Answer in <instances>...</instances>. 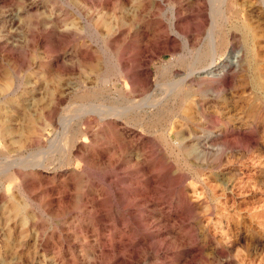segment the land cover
I'll use <instances>...</instances> for the list:
<instances>
[{
  "label": "rangeland",
  "instance_id": "rangeland-1",
  "mask_svg": "<svg viewBox=\"0 0 264 264\" xmlns=\"http://www.w3.org/2000/svg\"><path fill=\"white\" fill-rule=\"evenodd\" d=\"M0 264H264V0H0Z\"/></svg>",
  "mask_w": 264,
  "mask_h": 264
},
{
  "label": "bare ground",
  "instance_id": "bare-ground-1",
  "mask_svg": "<svg viewBox=\"0 0 264 264\" xmlns=\"http://www.w3.org/2000/svg\"><path fill=\"white\" fill-rule=\"evenodd\" d=\"M215 48L214 50L212 51V53L210 54V63H209V66H213L214 62H215ZM210 69V67H208L206 70Z\"/></svg>",
  "mask_w": 264,
  "mask_h": 264
}]
</instances>
